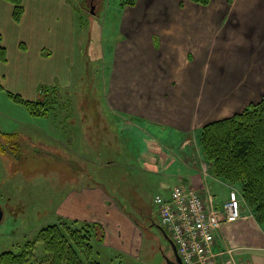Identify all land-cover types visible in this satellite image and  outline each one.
Instances as JSON below:
<instances>
[{"label": "crops", "instance_id": "crops-1", "mask_svg": "<svg viewBox=\"0 0 264 264\" xmlns=\"http://www.w3.org/2000/svg\"><path fill=\"white\" fill-rule=\"evenodd\" d=\"M118 12L121 39L110 56L105 102L126 155L122 192L130 196L139 182L168 194L182 182L204 196L212 191L215 206L222 209L232 186L212 174L198 136L205 124L264 96V0H209L206 5L135 0L119 5ZM92 163L103 170L112 164ZM97 176L87 171L77 176L76 187L59 203V214L96 223L103 232L101 249L123 252L120 226L134 224L115 199L109 175ZM217 184L227 191H213ZM243 214L223 222L215 236V251L233 249L234 263L224 253L218 256L220 264H264V229L247 208ZM164 233L171 251L168 264H182L170 232Z\"/></svg>", "mask_w": 264, "mask_h": 264}, {"label": "rangeland", "instance_id": "rangeland-1", "mask_svg": "<svg viewBox=\"0 0 264 264\" xmlns=\"http://www.w3.org/2000/svg\"><path fill=\"white\" fill-rule=\"evenodd\" d=\"M120 1L96 0L89 9L90 0H21L17 20L13 3L0 0V44L6 48V59L0 60V132H17L21 148L18 156L0 154V252H19L33 242L29 264H47L36 240L41 227L85 224L59 214L63 195L85 171L109 175L113 189L108 188L134 224L120 226L123 252L101 249L102 228L92 227L87 264H168L166 229L153 201L163 191L138 182L135 193L122 192L126 155L105 102L110 56L121 39ZM9 93L25 101L53 100L45 104L47 115H34ZM93 161L112 164L103 170ZM232 188L241 198L239 187ZM227 189L213 187L219 193ZM111 238L116 239L114 232Z\"/></svg>", "mask_w": 264, "mask_h": 264}, {"label": "trees", "instance_id": "trees-1", "mask_svg": "<svg viewBox=\"0 0 264 264\" xmlns=\"http://www.w3.org/2000/svg\"><path fill=\"white\" fill-rule=\"evenodd\" d=\"M8 1L13 3L14 18L20 19L21 0ZM134 1L122 0L120 5H133ZM192 1L202 5L209 2ZM5 59L6 48L0 44V60ZM9 95L34 115H47L45 104L53 100L25 101L19 95ZM198 142L212 174L232 187H239L243 208L264 229V96L238 113L205 124L200 129ZM20 151L17 132H0V154L18 156ZM95 226L96 223H85L75 227L64 221L41 227L36 240L42 243L47 264H87L93 255L91 228ZM102 240L100 236L99 241ZM32 247L33 242H26L19 252L1 251L0 264H29Z\"/></svg>", "mask_w": 264, "mask_h": 264}, {"label": "built area", "instance_id": "built-area-1", "mask_svg": "<svg viewBox=\"0 0 264 264\" xmlns=\"http://www.w3.org/2000/svg\"><path fill=\"white\" fill-rule=\"evenodd\" d=\"M153 201L161 224L170 232L182 264H217L218 256L232 251H215V236L225 221L244 216L238 191L229 190L223 208L215 206L214 196L202 195L192 185L177 182L168 194L156 193ZM252 216V214H250Z\"/></svg>", "mask_w": 264, "mask_h": 264}, {"label": "water", "instance_id": "water-1", "mask_svg": "<svg viewBox=\"0 0 264 264\" xmlns=\"http://www.w3.org/2000/svg\"><path fill=\"white\" fill-rule=\"evenodd\" d=\"M93 7V6H92ZM91 9H93V8H91ZM92 11V10H91ZM2 217H3V211H2V209H1V207H0V220L2 219Z\"/></svg>", "mask_w": 264, "mask_h": 264}, {"label": "flooded vegetation", "instance_id": "flooded-vegetation-1", "mask_svg": "<svg viewBox=\"0 0 264 264\" xmlns=\"http://www.w3.org/2000/svg\"><path fill=\"white\" fill-rule=\"evenodd\" d=\"M94 1H96V0H90V5H89L90 7H89V9L94 5Z\"/></svg>", "mask_w": 264, "mask_h": 264}]
</instances>
